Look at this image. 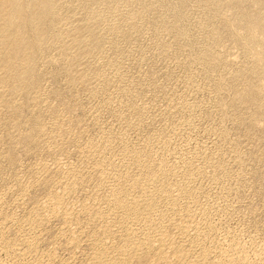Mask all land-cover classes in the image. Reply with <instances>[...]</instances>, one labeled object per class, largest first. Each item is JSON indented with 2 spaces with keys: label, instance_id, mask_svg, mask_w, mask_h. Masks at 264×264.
Listing matches in <instances>:
<instances>
[{
  "label": "rangeland",
  "instance_id": "1",
  "mask_svg": "<svg viewBox=\"0 0 264 264\" xmlns=\"http://www.w3.org/2000/svg\"><path fill=\"white\" fill-rule=\"evenodd\" d=\"M5 1L0 264H264V0Z\"/></svg>",
  "mask_w": 264,
  "mask_h": 264
},
{
  "label": "bare ground",
  "instance_id": "2",
  "mask_svg": "<svg viewBox=\"0 0 264 264\" xmlns=\"http://www.w3.org/2000/svg\"><path fill=\"white\" fill-rule=\"evenodd\" d=\"M22 1H24V0H6L5 1L7 6H9L11 8V12H10L11 15L6 19V22H5L3 27H6V28H13L14 27L15 21L17 20V16L20 14L21 10L24 7L23 5L25 4V3L22 4ZM8 4H10V5H8ZM27 4H28V8L33 9L34 12L36 11L37 14H40L39 16H46V15H48V12H50L51 14L52 13L55 14V9L58 5V0H29V3H27ZM74 4L76 5V3H73L70 5V7L73 8V10L75 8ZM2 34H4V33H2ZM12 51H14V50H12Z\"/></svg>",
  "mask_w": 264,
  "mask_h": 264
}]
</instances>
